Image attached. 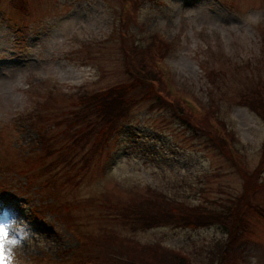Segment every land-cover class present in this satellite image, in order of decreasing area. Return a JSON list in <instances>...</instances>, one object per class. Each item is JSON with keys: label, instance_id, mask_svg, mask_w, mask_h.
<instances>
[{"label": "rangeland", "instance_id": "obj_1", "mask_svg": "<svg viewBox=\"0 0 264 264\" xmlns=\"http://www.w3.org/2000/svg\"><path fill=\"white\" fill-rule=\"evenodd\" d=\"M119 8L120 0H30L28 12H19L11 0H0V226L18 240L14 264L67 263L63 251L77 245L73 233L43 211L38 195L23 187L26 149L35 140L30 121L127 80ZM131 14L143 30L128 27L129 43H145L154 31L171 41L166 75L182 93L218 108L244 143L242 165L255 168L264 120L240 103L264 86V0H136ZM164 110H149L146 102L135 107L133 121L108 141L107 164L60 193L75 200L70 213L82 229L99 234L107 227L202 264L205 249L224 240L222 227L140 229L108 219L93 204L104 192L129 201L155 188L187 205L213 207L216 201L220 207L241 191L238 173L212 138L194 135ZM257 192L264 207V186ZM245 218L249 233L233 254L239 264H264V219L250 211Z\"/></svg>", "mask_w": 264, "mask_h": 264}, {"label": "trees", "instance_id": "obj_2", "mask_svg": "<svg viewBox=\"0 0 264 264\" xmlns=\"http://www.w3.org/2000/svg\"><path fill=\"white\" fill-rule=\"evenodd\" d=\"M131 24L130 17L119 10V37L126 81L78 95L63 109L31 119L30 126L37 131V136L34 145L26 149L29 154L25 156L28 159L23 161L26 179L23 186L29 189L39 185L38 190L46 193L45 200L52 199L44 205L50 208L51 213L69 221L78 235V246L71 254L63 253L69 262L58 264H196L190 257L169 246L138 242L107 227H103L99 234L79 229L80 225H85L70 213L76 208L75 200L65 199L60 193L64 188L78 187L93 166H102L107 162L111 152L108 141L113 143V139L133 121L135 107L146 102L149 110L165 109L166 115L190 129L194 135L212 138L210 141L238 173L241 191L229 195L220 207H217L216 201H213V207L209 206V202L187 205L153 189L141 199L129 201L104 192L100 197L93 198V204L98 210H106L108 219L140 229L220 226L225 231V238L205 249L206 260L202 264H230L220 253L249 233L245 212L250 211L264 219V207L257 199V191L264 186V179L258 177L264 165V147L257 166L252 170L244 168L239 159L242 154L240 147L244 145L237 133L221 118L218 108L203 103V114H198L169 92L155 61V57L164 58L168 54L169 44L158 41L152 32L147 42L131 45L128 35ZM261 33L264 34V31ZM240 104L264 120V86L257 88L252 97H242ZM208 119L226 130L238 155L236 159L230 158L227 144L212 130ZM249 197H252L251 203ZM85 204L86 207L91 206L87 201Z\"/></svg>", "mask_w": 264, "mask_h": 264}, {"label": "snow or ice", "instance_id": "obj_3", "mask_svg": "<svg viewBox=\"0 0 264 264\" xmlns=\"http://www.w3.org/2000/svg\"><path fill=\"white\" fill-rule=\"evenodd\" d=\"M17 244L18 240L12 236V230L6 226H0V264H14L12 248Z\"/></svg>", "mask_w": 264, "mask_h": 264}]
</instances>
